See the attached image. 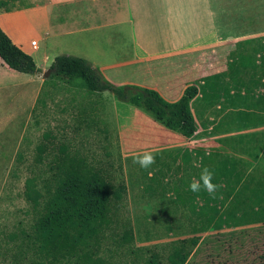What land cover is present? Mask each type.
Listing matches in <instances>:
<instances>
[{"label": "crops", "instance_id": "1", "mask_svg": "<svg viewBox=\"0 0 264 264\" xmlns=\"http://www.w3.org/2000/svg\"><path fill=\"white\" fill-rule=\"evenodd\" d=\"M184 1L189 10L188 26L179 19L184 15L180 0H56L52 5L0 12V28L33 58L41 72L49 70L56 56L75 55L101 70L105 79L116 86L150 88L138 81L140 76L153 72L147 63L177 58L170 64L187 66L183 73L190 76V81L174 100L167 101L156 88L150 89L167 102H174L187 86L197 87V95L189 104L196 123L192 137L186 138L149 119L142 129L127 123L128 136L124 138V126L117 120L124 185L133 189L137 186L139 197L146 202L181 210V219L192 216L191 212L219 215L264 155V92L258 89L254 73L245 75L242 85L238 68L242 53L258 46L264 29L251 31L231 24L228 12L218 5L217 13L212 0ZM54 8L60 10L53 18ZM91 18L96 23L84 21ZM34 34L41 36L42 49L32 39ZM32 41L36 42L34 50ZM167 63L155 65L154 72L162 75L160 67ZM0 67L12 71L1 60ZM29 76L39 87L30 95H38L44 79ZM99 95L101 102H110L117 112L120 107L126 111L136 109L116 97ZM145 150L155 155L153 169L139 166V179L134 182L131 175L136 171H131L129 160L134 153ZM205 166L213 172L212 182L218 185L213 195L203 188L193 193L188 187L193 178L199 179Z\"/></svg>", "mask_w": 264, "mask_h": 264}, {"label": "rangeland", "instance_id": "2", "mask_svg": "<svg viewBox=\"0 0 264 264\" xmlns=\"http://www.w3.org/2000/svg\"><path fill=\"white\" fill-rule=\"evenodd\" d=\"M55 1L14 0L16 8L13 11L43 4L52 5ZM218 5L228 12L227 20L230 19L231 24L250 28L251 31L262 32V28L264 29V0H212V6L217 13ZM180 7L184 15H180L179 19L184 26H188L186 18L189 10L184 0H180ZM59 10L60 8H54L53 18L58 15ZM87 10L90 11L89 7ZM84 21L89 24L96 23L92 18ZM40 37L37 34L32 35V39L39 42L42 49L44 42ZM243 47L245 48V43ZM176 60L178 59L172 58L147 63V68L153 72L146 77L140 76L138 81L147 87L156 88L167 101L174 100L177 92L190 81V76L183 73L187 66L170 64ZM164 62L168 63L160 67L163 69L162 75L154 72L155 65ZM238 68L243 76L240 79L242 85L245 83L244 76L254 73V77L257 74L258 89L264 92V35L259 36L256 48L253 46L247 54L242 53ZM0 74V264H14L11 261L14 241L10 242L9 237L19 234L32 221L30 206L24 196V181L32 175V171H39L33 168L32 160L42 134L51 132L58 143L68 146L70 153L76 152L95 168L109 173L114 184H124L126 175L123 160L120 159L121 145L117 139L118 121L124 126L126 138L127 123L142 129L147 120L153 118L138 108L126 111L120 107L117 112L110 102L100 101L102 96L99 94L113 97L109 92L88 93L78 83L68 84L55 76H47L39 94L35 95V92L30 95L34 88L39 89L38 83H32L31 76L9 71L6 67H0ZM236 85L239 86L238 81ZM129 162L130 165L133 164L131 171H136L131 175L135 182L139 179L140 167L132 159ZM151 168L153 166L148 169ZM125 185L123 199L111 208L110 225L106 230L104 244L107 249L101 253L106 264H147L152 252L160 254L159 264H166L165 257L168 252L164 247L193 240L195 250L204 239L255 227L189 234L183 219L179 218L181 210L162 208L153 201L146 202L139 197L137 186L133 189V186ZM125 222L128 224L131 240L130 243L120 245V225ZM192 254L193 252L182 264H200L202 259L205 260L198 257L190 262ZM108 255L111 257L108 258ZM260 259L264 260V254L247 255L245 260L239 259L237 262L223 255L219 259L210 258L209 264H264Z\"/></svg>", "mask_w": 264, "mask_h": 264}, {"label": "trees", "instance_id": "3", "mask_svg": "<svg viewBox=\"0 0 264 264\" xmlns=\"http://www.w3.org/2000/svg\"><path fill=\"white\" fill-rule=\"evenodd\" d=\"M14 0H0V10L15 9ZM0 60L10 70L35 75L33 58L13 44L0 28ZM50 76L68 84L78 83L88 93L109 92L120 102L148 113L153 119L190 138L196 123L189 104L197 87L187 86L174 102H167L156 90L136 85L116 86L105 79L101 70L83 58L58 55L49 67ZM78 81V82H76ZM32 175L24 181V196L29 203L32 221L19 234L9 237L14 264H106L101 256L111 208L125 192L122 182L114 184L109 173L95 168L85 157L70 153L51 132L41 136L32 160ZM219 215L191 212L183 216L189 234L235 229L262 224L250 229L204 239L196 246L193 240L181 241L163 249L166 264H182L193 252L190 262L201 257L200 264L224 257L245 260L247 255L264 254V155L258 166L245 178ZM119 244L130 243L127 222L120 225ZM231 251V252H229ZM237 251V252H234ZM111 255H108L110 258ZM209 258V259H208ZM160 254L152 252L147 264H159ZM264 263V260H259Z\"/></svg>", "mask_w": 264, "mask_h": 264}, {"label": "clouds", "instance_id": "4", "mask_svg": "<svg viewBox=\"0 0 264 264\" xmlns=\"http://www.w3.org/2000/svg\"><path fill=\"white\" fill-rule=\"evenodd\" d=\"M132 160L134 164H138L141 168L147 169L155 163V155L152 151L145 150L134 153ZM212 181L213 172L205 166L201 169L199 179L193 178L188 187L193 193H198L203 188L209 193V195H213L216 192L218 185L214 184Z\"/></svg>", "mask_w": 264, "mask_h": 264}, {"label": "water", "instance_id": "5", "mask_svg": "<svg viewBox=\"0 0 264 264\" xmlns=\"http://www.w3.org/2000/svg\"><path fill=\"white\" fill-rule=\"evenodd\" d=\"M35 75L41 77L42 79H45L47 76L50 75V71L47 70L46 72H41L40 70H38Z\"/></svg>", "mask_w": 264, "mask_h": 264}, {"label": "built area", "instance_id": "6", "mask_svg": "<svg viewBox=\"0 0 264 264\" xmlns=\"http://www.w3.org/2000/svg\"><path fill=\"white\" fill-rule=\"evenodd\" d=\"M31 46H32L33 50L36 49V42L35 41L34 42L32 41L31 42Z\"/></svg>", "mask_w": 264, "mask_h": 264}]
</instances>
